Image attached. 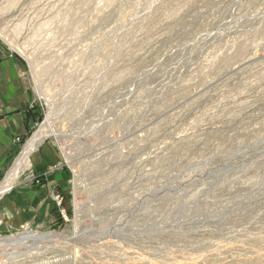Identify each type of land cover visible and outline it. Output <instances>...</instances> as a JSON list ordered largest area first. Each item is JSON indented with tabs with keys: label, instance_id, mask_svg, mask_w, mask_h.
<instances>
[{
	"label": "rangeland",
	"instance_id": "1",
	"mask_svg": "<svg viewBox=\"0 0 264 264\" xmlns=\"http://www.w3.org/2000/svg\"><path fill=\"white\" fill-rule=\"evenodd\" d=\"M0 46L34 97L0 184L48 113L64 173L53 219L0 238L61 234L48 264H264V0H0ZM37 149L12 188L42 183Z\"/></svg>",
	"mask_w": 264,
	"mask_h": 264
},
{
	"label": "crops",
	"instance_id": "2",
	"mask_svg": "<svg viewBox=\"0 0 264 264\" xmlns=\"http://www.w3.org/2000/svg\"><path fill=\"white\" fill-rule=\"evenodd\" d=\"M33 105L24 60L0 46V172L14 160L34 127ZM55 166L51 149L40 146L32 155L31 168L42 183H27L0 197V233L45 227L53 219L50 192L60 189L64 179Z\"/></svg>",
	"mask_w": 264,
	"mask_h": 264
},
{
	"label": "bare ground",
	"instance_id": "3",
	"mask_svg": "<svg viewBox=\"0 0 264 264\" xmlns=\"http://www.w3.org/2000/svg\"><path fill=\"white\" fill-rule=\"evenodd\" d=\"M9 46L18 51L19 54L25 55L22 49L18 50L16 46L14 47L11 44H9ZM51 117L50 113H48L44 122L24 146L22 153L16 160L14 166L0 184V197L11 190L16 183L24 168L28 166V161L32 152L47 138L58 137L63 134L59 131L58 133L53 129L51 124V121L53 120ZM74 240H76V238H74ZM68 242H70V240ZM65 243H67V240L64 236L53 232L41 233L27 230L17 236L3 237L0 238V264H48V262L51 261L50 259H52V256L61 255V251H65L62 249L64 248ZM69 250L72 251V247ZM70 251L68 253H70ZM75 253L76 250L74 251V254Z\"/></svg>",
	"mask_w": 264,
	"mask_h": 264
}]
</instances>
